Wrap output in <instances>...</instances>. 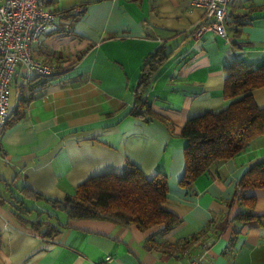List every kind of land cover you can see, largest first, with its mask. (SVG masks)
Here are the masks:
<instances>
[{
	"label": "crops",
	"instance_id": "crops-1",
	"mask_svg": "<svg viewBox=\"0 0 264 264\" xmlns=\"http://www.w3.org/2000/svg\"><path fill=\"white\" fill-rule=\"evenodd\" d=\"M45 3L56 19L32 54L53 79L0 131V160L12 170L9 181L0 175V190L5 182L10 187L18 182L62 200L88 177L120 172L131 162L147 178L166 176L163 206L182 222L167 232L162 226L142 230L112 219H68L63 211L30 200L63 225L47 240L5 203L0 205V264H186L203 249L206 264H264V187L248 191L255 196L252 213L258 218L231 221L245 210L232 202L237 183L264 160V132L190 187L179 183L187 139L178 134L187 119L227 105L226 65L235 59L253 66L263 61L264 0L230 2L226 37L191 0ZM160 45L171 52L146 94L154 115L143 120L129 113L133 90L144 59ZM34 75L16 69L9 112L20 94L28 96ZM252 96L264 107V86ZM12 192L17 193L13 187ZM35 216V211L28 214ZM200 230L197 240L183 242Z\"/></svg>",
	"mask_w": 264,
	"mask_h": 264
},
{
	"label": "trees",
	"instance_id": "trees-1",
	"mask_svg": "<svg viewBox=\"0 0 264 264\" xmlns=\"http://www.w3.org/2000/svg\"><path fill=\"white\" fill-rule=\"evenodd\" d=\"M170 52L164 45H160L144 59L133 90L130 114L140 116L143 120H149L154 115L147 103L146 94L157 70ZM223 72V96L228 100L227 105L221 110L206 111L187 119L179 130L178 134L187 139L184 171L179 180L181 186L190 187L199 176L243 151L264 132V107L258 106L252 96L253 89L264 86V59L256 66L235 59L224 67ZM52 79L51 75H34L27 84L28 96L20 94L16 98L12 111L8 112L6 124L20 117L23 114L21 106ZM12 187L18 195L5 182L4 190H0V205L8 203L17 211L14 215L22 224H28L47 240L59 234L63 225L54 213L27 205L26 200L42 201L53 210L63 211L68 219H112L126 225H135L142 230L162 226V230L167 232L182 222L179 216L163 206L168 190L166 176L157 173L147 178L131 162L120 172L88 177L62 200L45 197L25 185L14 183ZM262 187L264 160L249 167L236 185L232 202L244 205L245 210L231 218L234 225L258 218L252 213L255 196L248 191ZM33 211L36 212L35 218H28V214ZM202 231L183 242L197 240Z\"/></svg>",
	"mask_w": 264,
	"mask_h": 264
},
{
	"label": "built area",
	"instance_id": "built-area-1",
	"mask_svg": "<svg viewBox=\"0 0 264 264\" xmlns=\"http://www.w3.org/2000/svg\"><path fill=\"white\" fill-rule=\"evenodd\" d=\"M232 1L191 0V3L203 8L210 27L226 37L227 7ZM55 19L45 0H0V131L8 118L10 86L16 69L43 76L50 73L45 64L33 57L32 51ZM206 252L203 249L186 264H206Z\"/></svg>",
	"mask_w": 264,
	"mask_h": 264
},
{
	"label": "rangeland",
	"instance_id": "rangeland-1",
	"mask_svg": "<svg viewBox=\"0 0 264 264\" xmlns=\"http://www.w3.org/2000/svg\"><path fill=\"white\" fill-rule=\"evenodd\" d=\"M13 98H14V92H13V90H11V93H10V101L11 102L13 101ZM11 171H12L11 167L0 160V175L6 177L7 181L10 180V175L12 173ZM15 184L18 185V186L20 185V183H18V182H15ZM15 194L17 195V193H15ZM25 202H26L27 205L33 204L32 202H30L28 200H26ZM58 214H59L60 218H65V214L63 212H58Z\"/></svg>",
	"mask_w": 264,
	"mask_h": 264
}]
</instances>
